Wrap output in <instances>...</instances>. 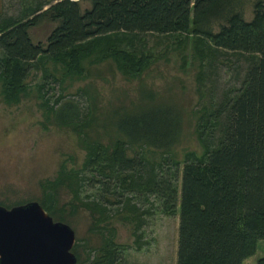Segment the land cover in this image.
Listing matches in <instances>:
<instances>
[{"label": "trees", "instance_id": "trees-1", "mask_svg": "<svg viewBox=\"0 0 264 264\" xmlns=\"http://www.w3.org/2000/svg\"><path fill=\"white\" fill-rule=\"evenodd\" d=\"M82 2L89 6L83 8ZM245 15L243 0H56L47 9L43 4L32 9L25 18L0 20V83L7 104L18 103L28 93L25 80L38 63L52 61L65 75L82 77L86 62L112 59L124 75H140L149 64L137 55L133 38L138 34L194 36L196 57L213 47L217 53L246 58L245 73L233 89L214 99L210 111H199L196 132L204 152L188 153L184 160L177 264H244L264 240V1L254 2L250 19ZM44 19L56 24L46 45L30 35ZM149 96L134 109L114 112L117 140L108 145L87 142L81 170L63 169L56 181L43 185L41 204L55 220L68 223L66 215L82 207L105 216L104 203L81 197L87 179L82 170L102 178L103 191L109 180L125 188L140 186L169 205L177 201L174 179L179 169L170 177L158 168L172 160L184 130V113L173 100ZM75 106L65 101L57 110L51 107L58 124L78 129ZM217 136V143L211 144L209 138ZM129 148L137 149L133 157ZM148 149L160 154V162L148 160ZM63 187L72 193V201L59 205ZM130 202L126 209L136 212ZM72 251L77 264H83L77 244ZM98 253L84 264H118L112 239H106ZM258 264H264V257Z\"/></svg>", "mask_w": 264, "mask_h": 264}, {"label": "rangeland", "instance_id": "rangeland-1", "mask_svg": "<svg viewBox=\"0 0 264 264\" xmlns=\"http://www.w3.org/2000/svg\"><path fill=\"white\" fill-rule=\"evenodd\" d=\"M255 1L243 0L247 19L253 16ZM54 2L0 0V20L6 17L19 20L32 9L42 4L47 9ZM82 5L89 6L87 2ZM55 25L48 19L41 20L30 29L33 41L46 45ZM133 39L138 57L149 64L140 75H124L112 59L86 62L82 77L65 75L60 65L52 61L38 63L39 68H33L25 80L28 93L15 104L4 101L0 83V205L6 208L30 201L42 206L44 184L56 181L63 169L84 167L87 142L108 145L117 140L119 135L112 124L117 110L134 109L147 101L149 95H155L156 100H173L184 113V130L172 151V160L158 168L170 177L179 169V177L174 179L177 201L173 206L140 186L125 188L107 180L103 191V183L99 182L102 178L81 171L87 178L81 197L86 202L98 200L106 206L104 217L83 207L66 215L67 224L75 231L77 253L83 264L99 254L106 239H112L116 245L118 264H177L184 160L188 153L204 152L196 132L198 117L203 108L210 111L211 102L219 101L225 90L233 89L247 66L244 56L224 50L217 53L213 47L196 57L194 36L144 33ZM59 97L62 101L57 105ZM65 101L73 102L78 109L81 120L78 129L74 124L60 125L56 121V111L51 107L57 110ZM217 138H209L210 143L215 145ZM136 150L129 148L128 155L133 157ZM146 155L148 160L160 162V154L148 149ZM58 192L59 205L72 201L69 189L63 187ZM129 199L137 207L136 212L126 209ZM261 257L264 240L246 264H258Z\"/></svg>", "mask_w": 264, "mask_h": 264}, {"label": "water", "instance_id": "water-1", "mask_svg": "<svg viewBox=\"0 0 264 264\" xmlns=\"http://www.w3.org/2000/svg\"><path fill=\"white\" fill-rule=\"evenodd\" d=\"M74 229L37 201L0 205V264H77Z\"/></svg>", "mask_w": 264, "mask_h": 264}, {"label": "crops", "instance_id": "crops-1", "mask_svg": "<svg viewBox=\"0 0 264 264\" xmlns=\"http://www.w3.org/2000/svg\"><path fill=\"white\" fill-rule=\"evenodd\" d=\"M250 258H251V257H250ZM250 258H249V259H250ZM249 259H247V260L245 261V263H244V264H246V262H247Z\"/></svg>", "mask_w": 264, "mask_h": 264}]
</instances>
